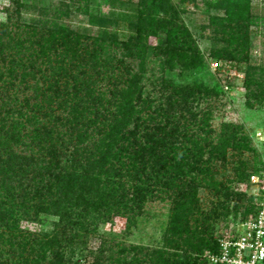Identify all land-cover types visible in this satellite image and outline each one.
<instances>
[{"label":"trees","instance_id":"1","mask_svg":"<svg viewBox=\"0 0 264 264\" xmlns=\"http://www.w3.org/2000/svg\"><path fill=\"white\" fill-rule=\"evenodd\" d=\"M169 2L109 0L106 16L90 17L95 36L24 22L28 46L6 45L11 31L0 25V264H78L77 250L90 264H209L204 251L217 252L213 224L238 209L224 203L235 194L216 183V163L225 165L231 151L245 180L242 156L252 149L239 126L223 124L212 137L211 112L199 108L213 97L212 88L163 76L175 66L201 65L192 32ZM215 9L222 11L225 45L211 55L235 62L244 74L248 107L264 106V78L253 73L264 75V55L256 60L248 53L257 29L252 0H218ZM150 37L159 39L156 46ZM111 45L122 46L136 66L109 62L104 54ZM153 59L159 75L154 65L149 71ZM18 87L30 90L33 101L2 95ZM202 187L226 201L199 213ZM156 199L172 206L162 245L153 250L117 241ZM254 210L255 201L245 212ZM114 217L126 227L108 243L99 227ZM23 220L45 229L24 230ZM92 241L99 242L94 249Z\"/></svg>","mask_w":264,"mask_h":264},{"label":"rangeland","instance_id":"2","mask_svg":"<svg viewBox=\"0 0 264 264\" xmlns=\"http://www.w3.org/2000/svg\"><path fill=\"white\" fill-rule=\"evenodd\" d=\"M134 2L136 0H123ZM109 0H0V25H8L11 36L6 38V45H15L23 42L28 46L27 35L24 31V22L38 21L43 27H70L74 30L83 31L91 36H95L97 29L90 26L89 20L93 15H107L109 10ZM218 0H170L169 7L178 13L180 21L192 32L194 42L201 57V65L189 69L181 70L175 66L172 71L165 70L163 76L176 84L203 83L214 90V95L199 108L201 111L209 109L211 112L210 126L213 130L212 137L216 138L222 129L223 124L235 125L241 128L242 132L250 140L251 152H243L242 159L248 162V177L240 179L235 169L236 163L232 164V152L229 151L225 165L216 163L217 170L214 179L218 185L227 186L229 192L234 193L232 200H225V197L216 192L215 189L200 188L196 193V204L199 213H207L217 206L218 202H228L229 209L237 208V213H230L224 220L216 221L213 224L214 238L233 234L238 231L240 224L252 213L247 214L245 209L253 206L255 201L254 193L262 186L264 172V106L255 105L248 107L246 104V92L244 88V74L239 72L236 64L218 60L211 53L218 50L222 45L220 23L222 21V11L215 9ZM253 11L256 15L257 29L253 32L252 46L249 49V57L256 60L264 55V35L260 32L264 27V0H252ZM66 13L68 15H66ZM66 15V16H65ZM215 16L214 23L211 17ZM38 23V24H39ZM19 26V27H17ZM124 38V32H120ZM150 44L156 46L159 42L157 37H150ZM126 52L120 45L105 47V54L109 56L111 63L116 61H126L136 66V61L125 56ZM105 56V57H106ZM150 63L155 75H159L157 59ZM157 61V62H155ZM216 63V66L214 64ZM4 63H0V67ZM117 64V63H116ZM152 64V65H151ZM256 78H264L258 70H254ZM32 83V82H31ZM150 89V87H149ZM30 90L21 91L19 87L3 92V96L16 97L23 101L30 98ZM6 99V98H5ZM261 167V168H260ZM255 169L259 170L257 172ZM236 194H241V196ZM233 196V195H232ZM171 202L169 200L156 199L146 203L142 214L135 219L134 226L131 227L128 235L117 239L125 246H141L158 248L162 245V238L169 221L171 213ZM256 209V203H255ZM50 219L44 221L49 225ZM21 228L30 232H40L45 227L35 222L22 221ZM125 219L114 217L111 222L100 225L99 235L104 240L111 241L112 237L125 229ZM98 241H92L88 247L94 249L98 246ZM208 250L204 251L202 258ZM74 260L78 264H90L85 252L75 251Z\"/></svg>","mask_w":264,"mask_h":264},{"label":"built area","instance_id":"3","mask_svg":"<svg viewBox=\"0 0 264 264\" xmlns=\"http://www.w3.org/2000/svg\"><path fill=\"white\" fill-rule=\"evenodd\" d=\"M261 177L262 186L254 193L256 209L237 232L217 239V252L204 255L209 264H264V172Z\"/></svg>","mask_w":264,"mask_h":264}]
</instances>
